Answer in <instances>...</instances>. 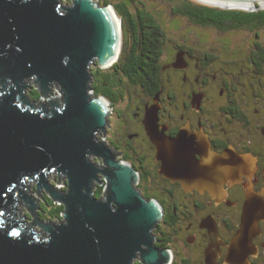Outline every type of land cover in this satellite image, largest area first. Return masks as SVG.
<instances>
[{
  "label": "water",
  "instance_id": "95a60500",
  "mask_svg": "<svg viewBox=\"0 0 264 264\" xmlns=\"http://www.w3.org/2000/svg\"><path fill=\"white\" fill-rule=\"evenodd\" d=\"M122 25L112 4L96 0H72L69 6L60 0H0V264L169 260L153 234L162 208L140 194L137 171L100 137L106 134L111 107L105 96L91 91V69L119 59ZM32 79L50 100L36 105L26 94ZM54 84L62 93L56 98L50 96ZM155 119L156 113L149 112L147 125ZM158 147L169 178L193 176L197 184L217 187L229 175L218 156H206L197 170L190 156L176 163L171 143ZM51 173L65 177V189L48 179ZM30 182L43 198L45 191L64 205L60 220L41 217L40 199L30 194ZM97 184H105L99 198L94 196ZM20 204L26 205L32 222L18 212Z\"/></svg>",
  "mask_w": 264,
  "mask_h": 264
},
{
  "label": "flooded vegetation",
  "instance_id": "af4514ba",
  "mask_svg": "<svg viewBox=\"0 0 264 264\" xmlns=\"http://www.w3.org/2000/svg\"><path fill=\"white\" fill-rule=\"evenodd\" d=\"M121 1L135 4L121 26L118 58L127 45L146 62L97 64L111 81L102 87L111 107L106 140L137 171L140 194L162 208L153 234L169 252L165 264H264V4L221 6L235 14L218 25L175 4L166 11L114 3ZM94 82L100 86L101 74ZM149 112L156 113L150 126ZM159 143H171L177 164L190 156L197 170L218 156L229 175L217 187L169 178Z\"/></svg>",
  "mask_w": 264,
  "mask_h": 264
},
{
  "label": "trees",
  "instance_id": "16d2710c",
  "mask_svg": "<svg viewBox=\"0 0 264 264\" xmlns=\"http://www.w3.org/2000/svg\"><path fill=\"white\" fill-rule=\"evenodd\" d=\"M98 1L101 5H110L113 4L115 6V8L117 9V11L119 12V14L121 16H123V25H127V21L130 20L132 21V19L130 18V14H129V10H130V4H134L135 2L132 1L131 3H126V2H119V3H114V1L111 0H96ZM141 1H145L146 0H140ZM148 1V0H147ZM151 2V1H148ZM167 3L169 4H175L176 8H180V9H184L183 12L185 14L188 15L189 18L195 20V21H202L204 23H212V24H220L221 19H224L225 17H229L230 15H234V11L232 10H228V9H223L221 8V6H214L205 2H202L200 0H166ZM154 5H157L155 2H151ZM124 13V15L122 14ZM261 14H264V11L260 12ZM149 19L150 23H154L156 24V22L154 21V17L148 15L147 17ZM252 15L251 14H245L241 16L242 20H247V19H251ZM128 46L124 45V49L122 51V55L120 56V59L113 63V68L119 67V65H123L130 67V65H133L134 63H140L143 64L145 63V59H136L133 58L134 57V53L132 51L128 52ZM97 66V65H96ZM92 71V82H91V86L93 88V92L95 95H103L106 97V91L102 88L103 87V83L104 82H109L110 80V74L106 71H104L102 68L100 67H95L91 69ZM130 72L128 71V74ZM98 74H101V76L103 77V82H101L100 86L98 87L96 85L95 81V76H97ZM132 79H134L135 81L139 80V77H131ZM111 82V81H110ZM108 93V92H107ZM30 97H32L34 100H38L39 97L42 96V94L40 93L39 88H37L36 86L30 91ZM104 190H105V184H97L95 187V191H94V196L96 198L101 197L102 195H104ZM45 198H43V200L41 201V217L45 220H60L62 218L63 215V211H64V205L63 204H59L56 203L52 198L49 197V195H44ZM138 262H136L137 264Z\"/></svg>",
  "mask_w": 264,
  "mask_h": 264
},
{
  "label": "rangeland",
  "instance_id": "374dc122",
  "mask_svg": "<svg viewBox=\"0 0 264 264\" xmlns=\"http://www.w3.org/2000/svg\"><path fill=\"white\" fill-rule=\"evenodd\" d=\"M61 2H62V4L63 5H65V6H69V5H71L72 4V0H60ZM111 1H114V0H111ZM137 1V3H139V1L140 0H136ZM148 1H151V2H155L157 5H158V7H162L163 9H165L166 11L169 9V6L168 5H170L169 3H167L166 2V0H148ZM147 0H146V2H145V4L146 5H149V2H148ZM135 4V3H134ZM166 11H165V13H166ZM120 59V58H119ZM95 67H97L95 64H93L92 65V68H95ZM28 83H29V86L26 88V94L27 95H30V91L35 87V84H34V80L32 79V80H28ZM61 92H60V90H59V87H58V85H53V93L52 94H50V96H52V97H59V96H61ZM31 99H33V98H31ZM34 100V99H33ZM48 100H50V97H48V96H45V95H42L41 97H39V99L38 100H35V103H36V105H39L40 103H43V102H47ZM109 117H111V116H109ZM107 136V138H108V134L106 133V135L105 134H103V133H101L100 134V137L101 138H105ZM92 159L94 160V161H101L99 158H97V157H92ZM48 179L51 181V182H53L54 184H56V185H58V186H61L62 188H66V186H65V184H66V179H65V177H58V175L56 174V173H51L49 176H48ZM36 183L35 182H30V194H32V195H34L35 197H37V198H39L40 199V203H41V201L43 200V197H42V195H39L38 193H37V191H36ZM44 194H46V195H48V193L47 192H45L44 191ZM18 212H20L21 214H22V216L23 217H25L24 219L25 220H28L29 222H32L33 221V218H32V216H31V214H30V212H29V210H28V208L26 207V205L25 204H20L19 205V208H18ZM27 216V217H26ZM35 227H37V226H35ZM35 230H37V231H39V232H42V230L39 228V227H37V229L35 228Z\"/></svg>",
  "mask_w": 264,
  "mask_h": 264
},
{
  "label": "bare ground",
  "instance_id": "6f19581e",
  "mask_svg": "<svg viewBox=\"0 0 264 264\" xmlns=\"http://www.w3.org/2000/svg\"><path fill=\"white\" fill-rule=\"evenodd\" d=\"M118 20L120 19L118 16H117ZM120 21V20H119Z\"/></svg>",
  "mask_w": 264,
  "mask_h": 264
},
{
  "label": "built area",
  "instance_id": "2783aa9c",
  "mask_svg": "<svg viewBox=\"0 0 264 264\" xmlns=\"http://www.w3.org/2000/svg\"><path fill=\"white\" fill-rule=\"evenodd\" d=\"M93 92V90H91Z\"/></svg>",
  "mask_w": 264,
  "mask_h": 264
}]
</instances>
